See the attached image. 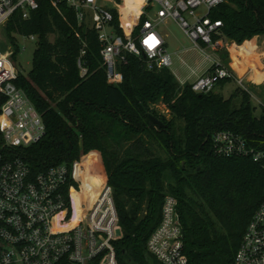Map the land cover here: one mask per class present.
I'll list each match as a JSON object with an SVG mask.
<instances>
[{
    "label": "trees",
    "instance_id": "16d2710c",
    "mask_svg": "<svg viewBox=\"0 0 264 264\" xmlns=\"http://www.w3.org/2000/svg\"><path fill=\"white\" fill-rule=\"evenodd\" d=\"M37 2L26 18L15 11L3 27L13 44L17 35L36 37L31 68L19 71L15 84L41 114L45 130L38 141L18 149L19 156L32 172L71 166L82 157L90 195L102 184L111 188L121 228L113 240L117 264H162L146 241L166 195L177 200L188 264H230L264 198V171L249 156L216 154L211 136L227 130L264 149V106L255 115L250 92L238 85L228 97L213 89L196 93L169 68L147 70L130 54L119 64L122 82L110 84L96 32L78 23L65 1ZM208 15L221 21L220 34L230 42L264 35V0H225ZM82 47L84 76L77 66ZM219 57L227 62L224 48ZM3 100L0 94V105ZM158 102L168 109L167 117L157 113ZM1 144L0 139V149Z\"/></svg>",
    "mask_w": 264,
    "mask_h": 264
},
{
    "label": "built area",
    "instance_id": "2783aa9c",
    "mask_svg": "<svg viewBox=\"0 0 264 264\" xmlns=\"http://www.w3.org/2000/svg\"><path fill=\"white\" fill-rule=\"evenodd\" d=\"M60 1L74 11L78 23L96 32L110 84L122 82L119 64L126 61V54L141 59L147 70L170 67L171 55L158 30V25L170 18L208 64L190 82L192 91L208 92L219 80L232 78L249 92L217 53L227 42L219 31L221 21L208 14L225 0H141L139 4L127 0H52V4ZM130 4L134 8L129 7V12L137 20L133 29L120 17V8ZM37 6V0H0V30L15 11L26 18ZM113 10L121 33L113 24ZM84 53L82 47L77 59L80 76L87 72L81 61ZM12 56L10 50L0 51V94L4 97L0 105V264H117L113 240L120 236L121 228L111 188L102 184L90 195L82 158L71 166L55 164L32 172L19 156L18 149L38 141L45 126L41 114L15 84L19 70ZM211 142L216 154L249 156L264 171V149L250 147L227 130L214 132ZM146 246L162 264H188L177 200L172 195L164 197L160 220ZM230 264H264V198L248 219Z\"/></svg>",
    "mask_w": 264,
    "mask_h": 264
},
{
    "label": "rangeland",
    "instance_id": "374dc122",
    "mask_svg": "<svg viewBox=\"0 0 264 264\" xmlns=\"http://www.w3.org/2000/svg\"><path fill=\"white\" fill-rule=\"evenodd\" d=\"M127 1L138 4V0ZM130 5L131 6L120 8V17L125 18L128 27L133 29L137 20L134 19L129 12V7L130 9L134 8L132 4ZM158 30L162 35H164L166 41L168 42V50H180L179 57H181L182 61H184L182 62L178 56H172V64L169 67L170 70L174 73H178V75L181 77L187 75L190 72V68L193 67L194 57L199 51L194 48L191 41L186 37V35L172 19L168 18L161 22L158 25ZM14 41L16 42L15 44L10 43L4 28L0 30V51L10 50L13 55L17 50L16 45H18L19 50L16 56L13 58V63L19 71L25 74L30 70L32 65L33 52L36 47V37L34 36L31 38L29 36L23 37L17 35L16 40ZM223 41L227 42L229 40L223 36ZM244 85L251 94V103L253 106H255L254 114L258 116L261 113L262 106H264V85L260 87H252L246 83H244ZM236 86L237 83L235 81H231L225 83L223 86L216 85L213 90L220 92L224 97H228ZM154 108L158 114L165 115L166 117L169 115L168 109L159 102L154 105ZM81 158L76 161H80Z\"/></svg>",
    "mask_w": 264,
    "mask_h": 264
},
{
    "label": "crops",
    "instance_id": "0c3cea01",
    "mask_svg": "<svg viewBox=\"0 0 264 264\" xmlns=\"http://www.w3.org/2000/svg\"><path fill=\"white\" fill-rule=\"evenodd\" d=\"M162 36L164 37V35ZM244 43H246L248 47L243 50H237ZM165 47L167 52L171 55L172 64V56L179 57L180 50L176 49L169 51L166 39ZM224 49L227 52V62L225 65L236 78H240L243 82L252 87L264 85V35H255L251 39L244 40L241 44L227 41ZM217 53L219 55V51ZM179 58L182 61V58ZM207 67L208 64L204 55L199 51L196 53L193 60V67L190 68V72L187 75L181 77L178 73L172 72L170 68L169 70L180 84H184L193 81L195 77L203 73Z\"/></svg>",
    "mask_w": 264,
    "mask_h": 264
},
{
    "label": "water",
    "instance_id": "95a60500",
    "mask_svg": "<svg viewBox=\"0 0 264 264\" xmlns=\"http://www.w3.org/2000/svg\"><path fill=\"white\" fill-rule=\"evenodd\" d=\"M149 118H150L151 122H153L157 126L161 127L163 125V123L158 118L154 117L153 115H149ZM116 232H117V234L120 233L119 230H117Z\"/></svg>",
    "mask_w": 264,
    "mask_h": 264
},
{
    "label": "bare ground",
    "instance_id": "6f19581e",
    "mask_svg": "<svg viewBox=\"0 0 264 264\" xmlns=\"http://www.w3.org/2000/svg\"><path fill=\"white\" fill-rule=\"evenodd\" d=\"M141 2V0H138V4Z\"/></svg>",
    "mask_w": 264,
    "mask_h": 264
}]
</instances>
